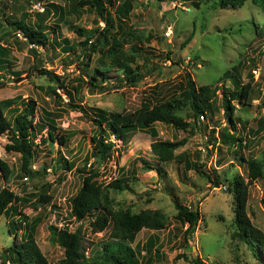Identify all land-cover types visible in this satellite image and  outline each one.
I'll use <instances>...</instances> for the list:
<instances>
[{"label": "rangeland", "instance_id": "obj_1", "mask_svg": "<svg viewBox=\"0 0 264 264\" xmlns=\"http://www.w3.org/2000/svg\"><path fill=\"white\" fill-rule=\"evenodd\" d=\"M80 1L0 0V101L12 102L5 109L12 127L27 101L36 102L29 136L34 150L31 169L41 172L34 179L26 178L21 156L6 151L11 130L0 135V159L11 171L6 181L0 171V191L10 188L27 200L10 205L11 215L0 216V255L8 247L21 244L27 227L37 223V245L48 261L59 264L64 258L63 249L51 244L49 226L72 232L81 226L71 214V199L82 186L83 174L95 168L93 139L101 137V130L92 120L102 116L109 121L112 113H134L144 102L153 106L177 92L178 86L187 82V75L197 87L233 86L234 82L223 78L227 71L238 69L242 84H252V106L233 102L237 106L233 124L225 116L226 102L219 91L212 118H202L201 127L193 134L158 123L154 126L157 138L149 131L137 132L124 142L106 129L105 141L113 142L114 149L109 159L96 167L98 181L104 185L124 180L126 189H110L113 210H159L168 218L165 230L138 234L133 246L141 260L148 259L150 250L152 264H193L196 257L201 264H260L245 242L233 238L234 196L228 188L239 175L248 180L241 155L264 165V38L259 34L264 11L251 2L242 9L224 10L205 0H104L106 12L101 17L91 6L74 8ZM129 2L128 12L119 13ZM19 21L28 27L43 25L51 47L30 45L16 28ZM71 27L86 32L81 36ZM121 28L118 39L125 41L123 50L128 54L132 48L138 50L134 61L128 60V68L111 66L108 54L110 38ZM103 31L106 37L100 34ZM87 37L84 47L81 43ZM54 38L63 49L56 46ZM65 39L71 45L66 46ZM98 68L107 69L100 74L101 79L97 78L98 88H93L90 82L95 83L92 75ZM37 69L48 70L60 79L51 80ZM127 69L131 76L140 77L135 85L127 83ZM71 104L83 110H73ZM179 113L194 122L189 108ZM239 135L245 140L243 149L233 144ZM211 138L216 139L215 146ZM156 139L186 140L176 155L198 162L223 182L221 187H215L204 174L186 170L182 162H159L151 152ZM142 159L162 173L144 169ZM42 185L43 189L36 190ZM42 193L53 197L49 204L38 203L36 196ZM175 201L201 213L196 233L188 241L184 240L186 226L177 219ZM247 214L264 233V178L249 188ZM92 220L90 215L82 222L84 246L90 256L110 233H92ZM179 254L189 259H180Z\"/></svg>", "mask_w": 264, "mask_h": 264}, {"label": "trees", "instance_id": "obj_2", "mask_svg": "<svg viewBox=\"0 0 264 264\" xmlns=\"http://www.w3.org/2000/svg\"><path fill=\"white\" fill-rule=\"evenodd\" d=\"M41 1L44 0H34ZM107 1V0H105ZM109 1V0H108ZM176 1V0H171ZM187 2V0H180ZM206 2H214L216 8L229 10V9H242L247 2H251L256 5L259 9L264 11V0H205ZM91 6L96 9L97 13L101 17H104L106 9L104 7V0H81L75 7ZM131 6L130 2L120 8L119 13L124 14L128 12V8ZM199 6V5H197ZM26 17V16H23ZM43 26V25H42ZM42 26L39 27H28L24 22L19 21L16 24L17 30L24 35L30 45L41 46L43 48L51 47V39L48 32L44 31ZM75 33L84 36L85 32L83 29L71 27ZM97 32V31H96ZM123 32V28L120 29L119 34L113 35L110 38L112 40V46L108 50L109 59L111 66L113 64L118 67L125 66L128 68V60L131 62L135 59V54L138 52L136 48L131 49V53L128 54L123 50L122 46L125 43L124 39L121 41L118 39L120 33ZM106 37V32L100 34ZM259 34L264 38V22L259 28ZM88 37L86 41L82 42L81 45L85 47L87 45ZM56 46L63 49L58 42L57 38H54ZM65 45H71L69 40L65 39ZM94 45V44H93ZM72 50L73 48H71ZM67 50V48H65ZM66 52V51H65ZM94 53V51H92ZM121 58H123L122 61ZM167 59H170L169 54ZM4 63V61H1ZM105 70H100L92 75V79L95 83L90 82L93 88H98L100 74L106 73ZM126 69V68H125ZM37 72L42 76H48L51 80L60 79L55 77V74L48 70H39ZM16 76L20 74L13 72ZM238 69L233 71H227L223 79H230L233 86L220 89L219 85L215 86H201L197 87L194 81L188 75L185 76L188 80L182 83L177 88V92L173 91V94L167 99H160L153 106L151 102H144L140 109L134 113H112L108 118L109 121H104V117L100 116L95 118L93 123L101 131L100 138H94L95 144L94 157H96L95 168L87 170L82 177V186L77 191L76 195L71 199L72 216L78 223H81L75 231H70L65 228H59L58 226H49L50 241L51 244L59 246L64 251V258L59 264H152L153 259L151 258V251H147L148 259L143 261L140 258V252H137L134 243L136 242L137 236L143 230L152 231H163L168 226V218L163 212L159 210H144L140 213H133L130 210H113L112 199L110 196V189L123 190L126 186L123 185L124 180H115L114 182L104 185L98 181L100 172L96 165H101L105 160H108L114 149L113 142H106L103 131L106 129L110 130L113 135L123 140L124 142L130 140L132 135L137 132H148L152 138H157V132L154 126L158 123L170 125L175 127L182 132L189 134L195 133V130L201 127V119H211L214 114L215 104L218 101V92H222L223 100L226 102L225 116L227 120L234 123L235 112L237 106L233 103L237 101L242 107L252 106V84L250 82L242 84L237 78ZM101 79V78H100ZM127 83L135 85L138 83L140 77L131 76L130 70L126 71ZM186 81V79H185ZM101 87H99L100 89ZM65 89V88H64ZM53 92L58 95L57 90L54 88ZM68 94L73 100V95L67 90ZM66 92V93H67ZM70 98V99H71ZM29 104L27 107L20 112L15 118V126L12 127L9 121L5 109L9 108V100L0 101V135L5 134L11 130L9 137L10 143L6 145V151L8 153L19 154L22 161V173L28 179H34L36 175L41 172H33L31 169L32 158L34 157V150L29 140L30 130L34 128V124L31 116L34 115L37 109V104L33 100L27 101ZM70 103V102H69ZM70 106V105H69ZM73 110L80 111L83 108H78L71 104ZM189 108L194 117V122L186 121L179 113L182 110ZM48 115L52 116V113L47 112ZM210 121V120H209ZM106 123V127L104 126ZM198 123H200L198 125ZM215 132V131H214ZM53 137V135H51ZM214 137V136H212ZM212 141V142H211ZM211 144L215 146L216 139L211 138ZM243 138L239 135V138L233 140V144H238L241 149L243 146ZM248 143V142H247ZM186 145V140L171 142L156 139L152 143V154L159 159V162L170 163L176 161L183 163L186 166V170H194L197 173L204 174L208 180L215 186L221 187L223 182L219 179H215L211 173L206 172L198 162H193L188 159L182 160L176 155V151ZM100 160H99V159ZM242 163L247 164L248 169V180L243 176H237L232 183H230L229 191L234 196V233L233 238L239 241L245 242L255 259L260 264H264V233L257 229L247 214V204L249 201V188L252 184L257 182L259 179L264 178V165L257 159H246L241 155ZM144 169L148 171H157L160 175L162 170L160 168H154L150 165L147 160H141ZM220 161V160H219ZM218 161V163H219ZM0 171L3 174V179L8 180L11 171L9 164L0 159ZM228 182L227 179L224 180ZM38 187V186H37ZM45 187L44 185L39 186L36 190H41ZM38 203L43 205L49 204L53 197L42 193L38 196ZM26 203L25 198H20L18 194L10 190V188H4L0 191V216H9L10 205L18 204L19 202ZM175 206L178 211L177 219L186 226L184 232V240L188 241L195 233L201 220V213L198 210H192L179 201H175ZM37 210V209H35ZM90 215L93 216V220L90 222L91 231L94 234L108 232L109 239L102 242L97 248L92 251V255L86 253V247L84 246V234L82 231V222ZM37 223L28 226L23 236L22 243L8 247L0 255V264H51L46 256L43 254L40 247L37 245L35 238ZM12 232V228H10ZM16 231V230H15ZM180 259L188 260L189 257L185 254H179L177 256ZM145 258V257H144ZM146 259V258H145ZM193 264H201V259L196 257L192 259Z\"/></svg>", "mask_w": 264, "mask_h": 264}]
</instances>
